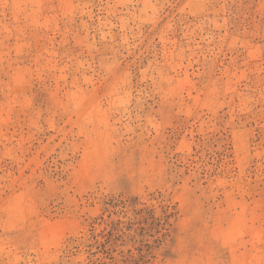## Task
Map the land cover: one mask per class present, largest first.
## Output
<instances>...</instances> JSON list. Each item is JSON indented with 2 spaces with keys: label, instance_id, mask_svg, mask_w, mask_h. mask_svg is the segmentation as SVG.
Here are the masks:
<instances>
[{
  "label": "rangeland",
  "instance_id": "374dc122",
  "mask_svg": "<svg viewBox=\"0 0 264 264\" xmlns=\"http://www.w3.org/2000/svg\"><path fill=\"white\" fill-rule=\"evenodd\" d=\"M0 264H264V0H0Z\"/></svg>",
  "mask_w": 264,
  "mask_h": 264
}]
</instances>
